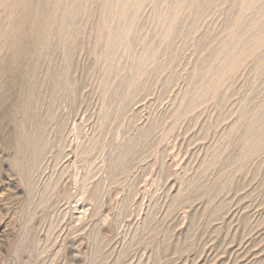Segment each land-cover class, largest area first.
<instances>
[{
    "label": "rangeland",
    "instance_id": "rangeland-1",
    "mask_svg": "<svg viewBox=\"0 0 264 264\" xmlns=\"http://www.w3.org/2000/svg\"><path fill=\"white\" fill-rule=\"evenodd\" d=\"M0 264H264V0H0Z\"/></svg>",
    "mask_w": 264,
    "mask_h": 264
}]
</instances>
